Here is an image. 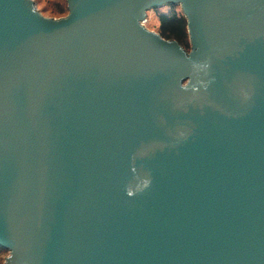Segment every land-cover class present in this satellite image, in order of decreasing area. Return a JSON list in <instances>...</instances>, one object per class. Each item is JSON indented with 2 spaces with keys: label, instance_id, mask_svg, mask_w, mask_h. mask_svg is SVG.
<instances>
[{
  "label": "water",
  "instance_id": "water-1",
  "mask_svg": "<svg viewBox=\"0 0 264 264\" xmlns=\"http://www.w3.org/2000/svg\"><path fill=\"white\" fill-rule=\"evenodd\" d=\"M68 10L0 0L4 264H264V0Z\"/></svg>",
  "mask_w": 264,
  "mask_h": 264
},
{
  "label": "trees",
  "instance_id": "trees-1",
  "mask_svg": "<svg viewBox=\"0 0 264 264\" xmlns=\"http://www.w3.org/2000/svg\"><path fill=\"white\" fill-rule=\"evenodd\" d=\"M178 7H169L168 13H160V35L166 40L177 41L185 49L190 48L187 21L183 14L178 11ZM6 252V251H5ZM3 249H0V264L3 263Z\"/></svg>",
  "mask_w": 264,
  "mask_h": 264
},
{
  "label": "rangeland",
  "instance_id": "rangeland-1",
  "mask_svg": "<svg viewBox=\"0 0 264 264\" xmlns=\"http://www.w3.org/2000/svg\"><path fill=\"white\" fill-rule=\"evenodd\" d=\"M37 9L42 13V15L49 19L59 20L60 18H65L69 14L68 10V0H33ZM179 12L181 9L177 8ZM169 8H163L158 11H154L148 14V20L145 26L152 32L160 34V22L158 20V15L160 13H168ZM182 13V12H181ZM188 51L190 50L187 49ZM8 253L4 251L2 258L3 263L5 262Z\"/></svg>",
  "mask_w": 264,
  "mask_h": 264
}]
</instances>
